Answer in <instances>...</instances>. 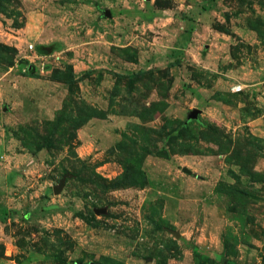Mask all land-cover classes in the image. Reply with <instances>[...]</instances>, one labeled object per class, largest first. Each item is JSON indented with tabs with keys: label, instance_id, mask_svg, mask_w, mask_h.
Listing matches in <instances>:
<instances>
[{
	"label": "rangeland",
	"instance_id": "1",
	"mask_svg": "<svg viewBox=\"0 0 264 264\" xmlns=\"http://www.w3.org/2000/svg\"><path fill=\"white\" fill-rule=\"evenodd\" d=\"M0 264H264V0H0Z\"/></svg>",
	"mask_w": 264,
	"mask_h": 264
},
{
	"label": "water",
	"instance_id": "2",
	"mask_svg": "<svg viewBox=\"0 0 264 264\" xmlns=\"http://www.w3.org/2000/svg\"><path fill=\"white\" fill-rule=\"evenodd\" d=\"M199 114V110L198 109H192L186 116V120L185 121H188V120H191V119H196L197 116Z\"/></svg>",
	"mask_w": 264,
	"mask_h": 264
},
{
	"label": "built area",
	"instance_id": "3",
	"mask_svg": "<svg viewBox=\"0 0 264 264\" xmlns=\"http://www.w3.org/2000/svg\"><path fill=\"white\" fill-rule=\"evenodd\" d=\"M232 89L234 90V91H239V90H241L242 89V85H234L233 87H232Z\"/></svg>",
	"mask_w": 264,
	"mask_h": 264
}]
</instances>
